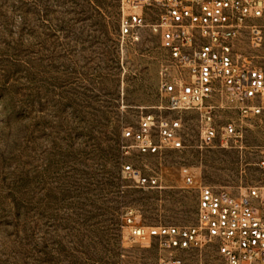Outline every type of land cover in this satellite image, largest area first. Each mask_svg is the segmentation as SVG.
<instances>
[{"label": "rangeland", "instance_id": "1", "mask_svg": "<svg viewBox=\"0 0 264 264\" xmlns=\"http://www.w3.org/2000/svg\"><path fill=\"white\" fill-rule=\"evenodd\" d=\"M255 22L260 46L250 49L246 31L239 46L264 71V14ZM163 59L147 30L135 43L120 38L119 0H0V264H157L152 242H124L125 212L144 226L192 225L198 194L182 168L233 193L259 183L264 121L243 122L228 148L200 147L196 114L164 108ZM220 105L218 116L237 119ZM146 114L179 118L183 148L141 154L123 140ZM180 256L217 264L210 248Z\"/></svg>", "mask_w": 264, "mask_h": 264}, {"label": "built area", "instance_id": "2", "mask_svg": "<svg viewBox=\"0 0 264 264\" xmlns=\"http://www.w3.org/2000/svg\"><path fill=\"white\" fill-rule=\"evenodd\" d=\"M153 19L147 20V15ZM264 14V0H119V36L138 42L144 31L159 38L164 59L159 67V94L171 113L192 112L198 117L200 147L228 148L243 137V122L264 121V71L239 46L247 32L251 50L262 42L255 22ZM216 101H220L219 105ZM231 104L236 120L218 116L220 103ZM141 154L159 148H183L182 123L146 114L137 129L125 128ZM129 147H122L128 150ZM259 183L238 192L216 189L196 181L189 169L181 176L197 191L195 222L189 226H144L134 211L121 218L130 246L155 244L157 264H197L181 253L210 248L217 264H264V149L256 157ZM142 185L155 179L139 177L130 167L123 171Z\"/></svg>", "mask_w": 264, "mask_h": 264}]
</instances>
